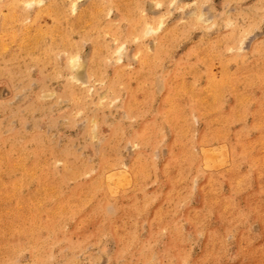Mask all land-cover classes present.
I'll list each match as a JSON object with an SVG mask.
<instances>
[{"label":"rangeland","instance_id":"rangeland-1","mask_svg":"<svg viewBox=\"0 0 264 264\" xmlns=\"http://www.w3.org/2000/svg\"><path fill=\"white\" fill-rule=\"evenodd\" d=\"M0 264H264V0H0Z\"/></svg>","mask_w":264,"mask_h":264},{"label":"bare ground","instance_id":"bare-ground-1","mask_svg":"<svg viewBox=\"0 0 264 264\" xmlns=\"http://www.w3.org/2000/svg\"><path fill=\"white\" fill-rule=\"evenodd\" d=\"M71 64H72V65H74V64H75V61H74V60H72Z\"/></svg>","mask_w":264,"mask_h":264}]
</instances>
